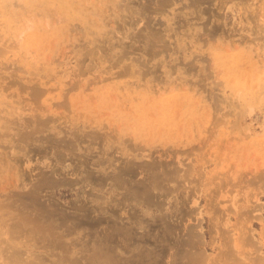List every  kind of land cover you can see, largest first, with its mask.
<instances>
[{
    "label": "rangeland",
    "instance_id": "obj_1",
    "mask_svg": "<svg viewBox=\"0 0 264 264\" xmlns=\"http://www.w3.org/2000/svg\"><path fill=\"white\" fill-rule=\"evenodd\" d=\"M0 264H264V0H0Z\"/></svg>",
    "mask_w": 264,
    "mask_h": 264
}]
</instances>
